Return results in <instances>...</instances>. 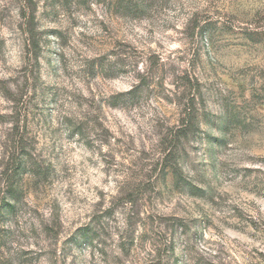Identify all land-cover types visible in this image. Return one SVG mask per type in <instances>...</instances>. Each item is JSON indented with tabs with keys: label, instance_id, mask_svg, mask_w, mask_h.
I'll return each instance as SVG.
<instances>
[{
	"label": "rangeland",
	"instance_id": "rangeland-1",
	"mask_svg": "<svg viewBox=\"0 0 264 264\" xmlns=\"http://www.w3.org/2000/svg\"><path fill=\"white\" fill-rule=\"evenodd\" d=\"M0 264H264V0H0Z\"/></svg>",
	"mask_w": 264,
	"mask_h": 264
},
{
	"label": "trees",
	"instance_id": "trees-1",
	"mask_svg": "<svg viewBox=\"0 0 264 264\" xmlns=\"http://www.w3.org/2000/svg\"><path fill=\"white\" fill-rule=\"evenodd\" d=\"M127 5H129V4H127ZM32 37L35 38L34 36H32ZM190 109H191V103H188V110H190ZM192 115H193V113L188 111V113L185 116V118H183V120H182V122L180 124V127L177 129V133L185 134L186 137H188L191 133L192 134L195 133V130L192 129V126L194 125ZM172 154H173L172 152L167 153V158L172 157Z\"/></svg>",
	"mask_w": 264,
	"mask_h": 264
}]
</instances>
